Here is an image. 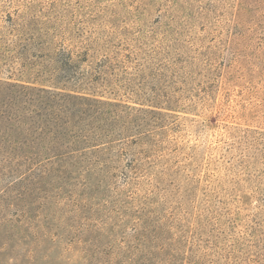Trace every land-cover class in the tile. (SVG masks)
<instances>
[{
	"label": "rangeland",
	"instance_id": "374dc122",
	"mask_svg": "<svg viewBox=\"0 0 264 264\" xmlns=\"http://www.w3.org/2000/svg\"><path fill=\"white\" fill-rule=\"evenodd\" d=\"M0 167V264H264V0H0Z\"/></svg>",
	"mask_w": 264,
	"mask_h": 264
},
{
	"label": "trees",
	"instance_id": "16d2710c",
	"mask_svg": "<svg viewBox=\"0 0 264 264\" xmlns=\"http://www.w3.org/2000/svg\"><path fill=\"white\" fill-rule=\"evenodd\" d=\"M9 188L10 185L8 184V171L4 169V167H0V201L3 200L5 202L6 199L4 198L6 197L5 195L8 193ZM0 207L5 208L4 210H0V213L9 212L8 205L1 204Z\"/></svg>",
	"mask_w": 264,
	"mask_h": 264
}]
</instances>
